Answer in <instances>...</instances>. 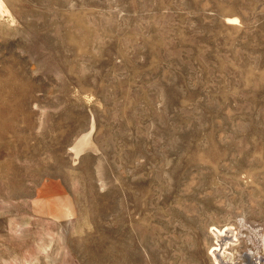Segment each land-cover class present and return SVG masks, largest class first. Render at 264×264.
<instances>
[{
  "label": "rangeland",
  "instance_id": "rangeland-1",
  "mask_svg": "<svg viewBox=\"0 0 264 264\" xmlns=\"http://www.w3.org/2000/svg\"><path fill=\"white\" fill-rule=\"evenodd\" d=\"M1 1L0 264H264V0Z\"/></svg>",
  "mask_w": 264,
  "mask_h": 264
},
{
  "label": "bare ground",
  "instance_id": "bare-ground-1",
  "mask_svg": "<svg viewBox=\"0 0 264 264\" xmlns=\"http://www.w3.org/2000/svg\"><path fill=\"white\" fill-rule=\"evenodd\" d=\"M1 7H2V1L0 0V8ZM59 208L63 209L67 216L72 215L73 210H72L70 202H68L67 199H63L62 205ZM212 232H213V234L215 233V235H214L215 245L213 248L211 247L212 249L210 252L212 253V256L214 257V261L217 264H231L233 261L231 262V259L227 256V253H225V251H224L225 248L219 247V245H221V242L223 243V245H225V244L227 245L229 243L228 241H230L229 240L230 237H228V235H226L225 232H221V231L216 230V229H212ZM231 240L234 241L232 238H231ZM232 241H230V242H232Z\"/></svg>",
  "mask_w": 264,
  "mask_h": 264
},
{
  "label": "built area",
  "instance_id": "built-area-1",
  "mask_svg": "<svg viewBox=\"0 0 264 264\" xmlns=\"http://www.w3.org/2000/svg\"><path fill=\"white\" fill-rule=\"evenodd\" d=\"M261 262H262L261 259L256 258V259H254L252 264H261Z\"/></svg>",
  "mask_w": 264,
  "mask_h": 264
}]
</instances>
